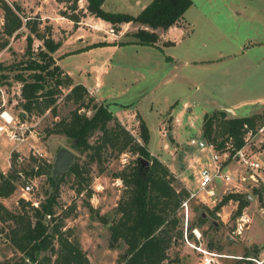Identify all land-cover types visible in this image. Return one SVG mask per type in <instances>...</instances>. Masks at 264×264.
Here are the masks:
<instances>
[{"label": "rangeland", "instance_id": "rangeland-1", "mask_svg": "<svg viewBox=\"0 0 264 264\" xmlns=\"http://www.w3.org/2000/svg\"><path fill=\"white\" fill-rule=\"evenodd\" d=\"M5 1L12 3L16 0ZM44 1H46V6L41 11H36L29 6L23 7L22 4L21 6L27 16L24 21L34 17L40 19L41 31L44 33L51 29L53 38L62 42L58 52L52 53L55 64H59L68 71L77 82L88 83L96 80L97 83L93 86L96 93L92 94L93 90L87 87L92 92L89 91L90 94L95 97L97 103L109 104L110 110L117 114L121 123L139 141H141L140 118L143 119L151 135L148 148L175 175L174 185L179 188L188 185L195 189L196 184L192 183L189 178L201 167L200 159L204 154L190 144V139L203 136L204 115L214 109L211 96H218L223 102L233 93L234 86L239 85L243 93L244 87L251 85L253 88L255 81L260 77L256 73L245 75L244 71L248 69L238 70L237 68L240 67L230 62L231 58L228 57L227 51L229 50L228 43L239 34L228 35L225 29L220 28L225 34L222 35L213 26L215 25L214 20H217L220 15L214 10L215 6L208 0H193L194 5L187 10L183 19L177 24L189 29L185 22L187 21L191 24L193 31L178 45L164 48L161 51V49L146 45L127 43L134 40V34L142 28L153 30L146 25L138 22L124 23L121 25V31L117 33L109 22L88 12L86 0H80L78 9L75 11L69 9L71 2ZM151 1L106 0L103 8L107 11L137 15ZM51 10L57 17L53 21L45 17V14H50ZM1 11H3L2 8L0 10V30L4 24V14ZM64 12L78 14L81 21L76 24L63 16ZM38 14L40 17L37 16ZM224 20L221 21L235 28L233 22ZM29 33V29L23 26L19 37H12L14 44L0 58L2 59L0 65L3 67L0 70V88L2 89L0 104L3 103L4 95L7 107L14 112L22 109L19 105L22 83L17 76L22 73L28 76L32 73L22 68L30 59L26 53ZM158 35L157 44L160 46L171 44L169 40H164L163 36ZM172 35L179 38L182 33L173 30ZM32 36L34 38L32 57L41 63L42 59L38 53L41 49H45L43 41L33 34ZM96 43H107V45L74 52ZM121 43L127 44L121 45ZM220 51H223L222 54ZM168 55L176 57L179 63H172L173 59ZM202 58L214 59V61L201 66L199 62ZM100 67H102L101 73H99ZM91 74L93 79L89 77ZM67 92L68 90L64 89V93L57 101L59 116L55 117L49 109L43 114H31L26 120L23 119L33 130L32 135H29V138L26 137L25 141L11 140L6 134H0V173L7 176L15 174L18 177L15 180L16 191L8 198H0V203H4L11 210H18L21 207V199L30 200L39 205L54 193L52 168L57 151L61 147L74 151L75 161L79 160L81 163L88 161L86 153L74 150L71 147V140L66 136L49 135L46 129L60 118L68 116L75 107L72 102L66 100ZM254 106H247V109L243 110L237 109L236 113L249 116ZM82 111H86L89 115L92 113L91 110L83 109ZM227 115L235 117L230 113ZM96 138L97 135L92 137V142ZM37 150L43 154L42 157L33 155V151ZM245 151L251 159L258 161L261 165L257 172L250 170L256 174L257 180L247 179L240 184L233 183L236 187L229 185L224 190H219L216 198L219 203L230 195L251 193L255 200H251L249 205L244 207L241 215L249 214L252 217L249 225H252L254 220L264 215V210L261 209L264 206L263 128L249 137ZM14 155L22 156L23 161L21 163L14 161ZM136 158V155L128 152L120 156H116L115 153L106 155L102 164L92 163L88 180L84 181L82 185L84 188L80 192L78 180L73 174L67 175L59 183L56 215L62 219V230L68 229L67 233L70 234V238L80 242L81 248L89 259V264L122 263L127 244L123 240L114 243L110 230L111 221L118 217L116 207L125 191L123 181L116 175L124 167L133 165ZM38 164L52 165L51 173L32 174L31 170ZM228 168L237 177L248 176L245 166L237 160V157L228 163ZM28 182L33 184L34 189L31 194L27 195L20 186ZM199 198L204 204L196 199L191 201L188 240L185 239V234L183 238L174 240L164 264H204L206 257L212 258L215 264H258L252 259L244 258L249 252L246 238L248 229L241 234L236 231L239 216L235 215L238 208V204L234 206L235 199H231L232 201L213 215L209 211L215 206L208 207L215 205L213 198L205 191L199 193ZM88 203L95 208V212L90 211ZM99 215L105 218L100 220ZM179 216L182 222V214ZM202 216L206 218L204 222L201 220ZM7 225L0 221V230L3 229L2 232L0 231V259L20 254L6 238ZM181 227L185 232L183 224L180 225V229ZM194 229H198L200 237L194 233ZM251 233L256 236L255 241L257 242L264 238V230L255 225ZM55 246L58 247L57 241H55ZM217 252L225 254V257L211 255ZM255 256L253 252L250 254V258Z\"/></svg>", "mask_w": 264, "mask_h": 264}, {"label": "trees", "instance_id": "trees-1", "mask_svg": "<svg viewBox=\"0 0 264 264\" xmlns=\"http://www.w3.org/2000/svg\"><path fill=\"white\" fill-rule=\"evenodd\" d=\"M64 1L71 2L69 9H78L80 0ZM86 1L88 12L109 22L117 33L121 31V25L128 22H138L153 29L142 28L134 34V40L127 42L146 46H158L159 35L155 30H168L178 24L193 3L192 0H152L139 14L133 15L105 10L103 5L106 0ZM0 7L4 14V24L0 30V52L9 46L12 37H19L23 26L30 32L26 47L30 59L22 68L32 73L28 76L23 73L17 76L22 83L19 102L22 109L28 116L43 114L49 109L55 117L59 116L57 101L64 89L68 90L65 94L66 100L75 105L68 116L46 128L49 135L66 136L71 140L74 150L86 153L88 157V161L83 163L76 160L62 176V181L67 175L73 174L78 180L80 192L84 188V181L88 180L92 163L102 164L103 158L108 154L116 153V156H120L128 152L136 155L134 164L124 167L116 175L123 181L125 191L116 207L118 217L111 221V239L114 243L123 240L127 244L121 264H164L172 242L183 238L184 230L182 227L180 229L183 221L181 222L179 214L181 203L188 196V192L185 187L174 185L175 175L150 152L148 145L151 135L148 125L140 118L139 141L110 110L109 104L97 103L84 84L75 83L70 74L59 64H55L52 53L59 49L62 42L53 38L51 29L43 33L40 29L41 20L36 17L24 21L27 18L24 8L16 1L8 3L0 0ZM63 16L76 24L81 21L78 14L64 12ZM32 34L43 41L45 49L38 53L41 63L32 57ZM104 45L107 43H96L74 52ZM2 69L0 65V70ZM83 109L91 110L92 113L89 115ZM263 127L264 110L249 116L229 117L225 110L215 109L204 115L202 137L214 143L218 151L229 150L234 154L246 144L249 135H255ZM95 135L97 138L92 142ZM140 158L149 162L147 168H142ZM13 159L17 160V156L14 155ZM33 159L35 160L34 157ZM51 167L52 165L38 164L31 172L34 175L50 174ZM16 178L18 177L15 174L7 176L0 173V198H8L16 191ZM51 178L55 185L54 193L38 206L30 200L21 199V207L11 210L4 203H0V221L8 224L6 238L20 253L18 256L0 259V264H89L80 242L70 238L68 229L62 230V219L56 215L55 210L59 185L56 186L55 179L52 176ZM231 199L239 202L235 215L240 216L248 204L246 196L240 194L223 198L209 212L214 215ZM88 206L91 212H95L90 203ZM99 218L103 220L105 216L99 215ZM205 219L202 216V222ZM55 241L58 242V247L55 246ZM212 246L211 242V248ZM257 252L258 249L255 253ZM245 257H250L249 252Z\"/></svg>", "mask_w": 264, "mask_h": 264}, {"label": "crops", "instance_id": "crops-1", "mask_svg": "<svg viewBox=\"0 0 264 264\" xmlns=\"http://www.w3.org/2000/svg\"><path fill=\"white\" fill-rule=\"evenodd\" d=\"M208 1L209 3L215 6L214 10L220 14L218 19L214 20L213 24L215 25L213 26L217 28V30L221 32L222 35H225V34L220 28L225 29V32L228 35H231L234 33L239 34L235 36L234 40H231L230 43H228L229 50L227 51L229 53L228 57L231 58L230 60L231 64L237 65L238 67H240V68H237L238 70L242 68L245 70L248 69L247 71H244L245 75H250L252 73H256L260 75L259 79L255 81L254 87L251 88V85H249L248 87H244L243 93H241V87L239 85L234 86L233 93L230 94V96L227 99L223 100V102L219 100L218 96L217 97L211 96V99L213 101L212 104L214 105L213 110L215 109L225 110L227 113H230L232 116L242 117L241 115L236 113L237 109L243 110V109H247V106L255 105L254 107H252L253 109L250 110L251 115L254 113H261L264 110V0H208ZM16 2H19L20 4H22L23 7L29 6L30 8H33L36 11H41L43 8L45 9V6H46L45 5L46 1L44 0H16ZM193 5H194V1L190 7H192ZM0 10H1V7H0ZM52 10L51 12H49L50 14L48 13L45 14L46 15L45 17L53 21L57 19V17L55 16L54 13H52ZM1 12L3 13V11ZM37 16L40 17L39 14ZM226 17H228L229 19ZM231 18L233 19V21ZM224 19L228 20L229 22H233L232 24H234L235 28L229 27L230 25L229 23H227L229 24L227 26L225 22H222V21H225ZM185 22L187 26H189V29H187L186 27L183 28L177 24L171 26L168 30H164L161 28L156 29V32L160 34L161 36H163L165 38L164 40H167V41L169 40L171 44L163 45V46H160L159 44H157L158 46H150V47L158 48V49H161V51H163L164 48L172 47V46H175L181 43V41L184 40L185 37L188 34H190L191 31H193L191 24L187 23V21ZM173 30L180 31L182 33V36L181 37L179 36V38L175 36L173 37L172 35ZM13 44H14V38H12L9 46L0 52V58L4 55L7 49ZM220 52L222 54L223 51H220ZM168 56L173 59V61L171 60L172 63H176V64L179 63L176 57H174L173 55H168ZM0 61H2V59H0ZM210 61L213 62L214 59L202 58V60H200L199 63L201 66H203V64H206ZM209 65H212V64H209ZM66 72L70 74L68 71ZM101 72H102V67H100L99 69V73ZM70 76L73 78L75 83H82L86 87L93 90V93L89 90L92 94L96 93L93 88V86L97 83L96 80L90 81L88 83L83 82V81L77 82L71 74ZM89 77L93 79L92 74L89 75ZM255 89L257 90L255 91ZM102 98L108 99L105 97H102ZM185 103L188 105L187 102ZM114 114L117 116L116 113ZM263 130H264V127H263ZM221 189L222 187H219V190ZM247 195H249L251 199L248 200ZM245 196H246V200L248 201L247 206L249 205V202L251 200H255L254 196L251 193L247 192ZM234 201H235V204L231 202L234 204V206L239 204L238 201L236 200ZM247 206H245V208ZM208 207L212 208L214 207V205L208 206ZM261 209L264 210V206ZM254 225L255 227L257 226L259 229L264 230L262 229L264 228L262 227L264 225V215H260L258 219L254 220V223L252 225H249L248 228H246V230L248 229L246 238L248 239L247 246L249 248L248 250L249 255L253 252L254 256L256 255L255 256L256 259L263 261V264H264V238L260 242L255 241L256 236H253V234L251 233ZM256 249H258L257 253H255ZM219 257H225V256L223 255ZM255 257H252V258H255ZM247 258L251 259L250 257H247Z\"/></svg>", "mask_w": 264, "mask_h": 264}, {"label": "built area", "instance_id": "built-area-1", "mask_svg": "<svg viewBox=\"0 0 264 264\" xmlns=\"http://www.w3.org/2000/svg\"><path fill=\"white\" fill-rule=\"evenodd\" d=\"M0 91H2L1 88ZM22 112L25 113L24 117L22 116ZM27 116V112L23 109L17 110L15 112L9 109L3 95V103L0 104V134H6L11 140L25 141L26 137L29 138V135H32L33 133V130H31L27 121H25ZM24 118L25 120H23ZM249 137L246 139V143ZM190 144L196 147L204 155L200 159L201 167L192 173L189 178L192 183L196 184V188L194 189L188 185H185L188 196L182 201L180 206V214H182L183 217V225L185 229L184 234L186 240H188L191 201L196 199L199 202H202L199 198L200 192L205 191L208 196L213 198L215 201L214 206H216L218 204L216 196L219 193V187H222L224 190L225 187L233 185V183L240 184L241 182L247 181V179L257 180L256 174L250 172V170L257 172V170L261 168L260 163L251 159L245 151L246 144L234 154H231L229 150L224 152L218 151L215 147V144L208 142V140L204 137H193L190 139ZM33 155L36 157L43 156V154L38 150L33 151ZM234 157H237V160L243 166H245L248 176L241 175L240 177H237V175H234L233 172L229 171L228 163L233 160ZM17 161L21 163L23 161V157L18 156ZM20 188L24 194L28 195L33 192L34 186L28 182L25 185H21ZM33 203L38 206L37 203ZM250 221L251 217L249 215L246 213L241 215L238 218L236 231L241 234L248 227ZM194 233L200 237V232L198 229H194ZM211 255L216 257L223 255L225 256V254H220L218 252L211 253ZM251 259L258 264H263V261L259 259ZM204 264H215V261L210 257H206Z\"/></svg>", "mask_w": 264, "mask_h": 264}, {"label": "water", "instance_id": "water-1", "mask_svg": "<svg viewBox=\"0 0 264 264\" xmlns=\"http://www.w3.org/2000/svg\"><path fill=\"white\" fill-rule=\"evenodd\" d=\"M39 17V16H38ZM22 116H25V113L22 112ZM75 152L67 147H61L56 154V158L52 168V176L56 181V186L59 185L62 176L69 170V168L75 163ZM140 163L142 168H147L149 162L140 158ZM248 200L251 199L249 195H247Z\"/></svg>", "mask_w": 264, "mask_h": 264}]
</instances>
